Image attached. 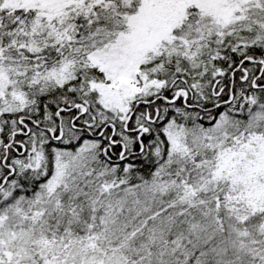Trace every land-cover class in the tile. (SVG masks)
Wrapping results in <instances>:
<instances>
[{"label":"snow or ice","instance_id":"obj_1","mask_svg":"<svg viewBox=\"0 0 264 264\" xmlns=\"http://www.w3.org/2000/svg\"><path fill=\"white\" fill-rule=\"evenodd\" d=\"M0 264H264V0H0Z\"/></svg>","mask_w":264,"mask_h":264}]
</instances>
